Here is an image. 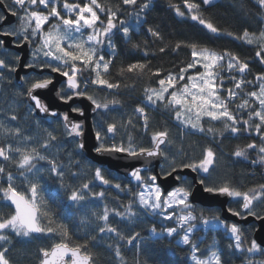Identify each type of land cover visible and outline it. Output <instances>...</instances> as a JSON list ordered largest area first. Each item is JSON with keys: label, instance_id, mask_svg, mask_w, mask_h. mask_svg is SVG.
Returning <instances> with one entry per match:
<instances>
[{"label": "snow or ice", "instance_id": "1", "mask_svg": "<svg viewBox=\"0 0 264 264\" xmlns=\"http://www.w3.org/2000/svg\"><path fill=\"white\" fill-rule=\"evenodd\" d=\"M214 0H182L183 9L180 4L169 3V7L180 17H186L201 25L207 32L220 35L222 29L218 27L211 19L204 16L201 11L202 5H212ZM4 3V0H0ZM260 9L264 10V0H256ZM12 7L4 4V7L17 17L19 23L15 27L4 28L7 17L0 14V36L14 37L12 44L19 47L25 44L34 45L31 51V61L24 64L25 68L50 69L52 73L60 74L64 84L56 92L59 99L65 103L72 101L74 97H86L91 102L92 111L108 110L110 105L120 104L119 100L97 99L89 95L87 87L89 85L103 89H119L121 83L119 80L111 82L107 78L111 57H105V47L112 50L115 54V44L112 42L114 31L120 32L127 40H131V33L134 28L129 26L127 21L121 17L122 6H134L139 11L133 10L127 15L140 21V14L152 7V0H121L120 4L110 5L101 3V0H86V2H69V0H11ZM42 6V9H41ZM243 10V5L241 4ZM47 26V28H46ZM87 30V35H85ZM153 37L163 40L161 33L149 27L147 29ZM229 36H235L248 45H255L254 57L241 59L236 53L224 49L218 51L208 46H202L196 42L187 43L183 41L176 42L175 51L182 45L191 50V60L186 62L183 67L177 71H166L162 68L152 70L149 63L135 61L121 67V75L125 73H134L143 75L147 72L150 76L157 77L156 87L144 89L142 103L133 110L134 116H138L143 122L145 131L149 127V115L147 108H155L163 105L164 108L174 112V119L194 133L202 135H211L215 140L217 135L223 136L224 132L234 135L253 133L259 138L246 143L243 146L237 145L232 156L237 158H249V150L256 152V159H252L253 165H264V71L257 72L253 79H246V75L251 71L250 64L257 60L264 65V28L257 32H250L244 28L241 35L236 36L232 32L226 33ZM5 46V40L0 39V47ZM133 48H140L139 44H133ZM166 46L160 47L158 51L164 53ZM145 55L147 51L145 50ZM20 56H15L13 63L0 59V70L7 69L9 72H16L19 67ZM175 67V66H174ZM164 73L161 76V73ZM191 72V74H189ZM85 73L88 76L83 79L85 88L81 90V77ZM227 73V75H225ZM3 72L0 71V77ZM25 83L28 79L21 77ZM229 87H225V83ZM52 77L35 78L29 83L23 95L33 102L32 111H38L53 117L62 118L64 128L70 137H80L82 135V124L73 122L69 119L68 113H57L50 111L48 105L41 98L34 94L36 90L48 89L53 85ZM127 87V85H124ZM251 87L254 90H246ZM71 92V94H67ZM63 93V94H62ZM239 100V103L237 101ZM234 105L235 107H231ZM73 113L84 115L83 109L74 107ZM247 118H245V114ZM11 121H16L17 116L12 114ZM204 121L209 122L205 127ZM211 122H221L223 127L217 129L211 126ZM127 126L134 127L133 116H129L125 122ZM118 125L108 123L105 131L109 134H115ZM0 133L6 138L11 137L12 142L0 144V176L5 177V186H0V200L10 203L14 211L7 217H0V241L10 242L9 237L3 235L5 230H10L17 237H29L34 233H59L61 240L53 244L50 248H41L40 264H95L93 253L88 251L89 241L86 239L83 243H71L68 226L64 223H57L54 214L50 209L48 200L42 195V184L44 174L53 179H58L63 187V178L65 171L62 164L47 153L57 137L51 132L47 133V138L42 144H36L32 137L25 134L21 127H7L0 121ZM97 141H103L102 131L95 132ZM171 143L169 133L165 130L152 132L150 137V146L143 147L137 145L133 138L129 136L127 143L121 141L119 144L112 143L106 145L101 142L94 149L96 153H122L127 157L142 160L141 166L133 168L129 175L139 182L140 191L134 194L138 201L141 211L160 216L163 220L174 221L175 226L166 227L157 232L155 226L151 232L157 236L166 233L171 237L174 234L180 236V243L191 246V259L195 264H229L223 253L212 245L208 250L206 258L197 255L200 248L192 242L191 235L197 220L194 215L193 206L189 203V197L192 195L191 185L179 186L165 191L156 183L158 176L173 177L176 181H181L179 175L173 176L178 170L190 169L197 176H202L196 182L205 185V181L210 179L212 171L217 164V153L211 146H206L202 150L201 157L190 162L176 163L175 157L172 158L167 169L161 167L160 173H150L147 181L141 175L142 172L149 171L152 163L151 158L163 157L168 160L166 147ZM83 148V143L78 145ZM182 151V150H181ZM45 162L48 167L39 166V162ZM8 166H15L18 175H14L8 170ZM75 176L76 173H73ZM94 177L103 185L113 186L112 182L105 177L100 167L95 169ZM20 179L26 184L25 191H19L15 181ZM186 183V182H185ZM116 189H121V184L114 185ZM93 198H102L104 193L91 192L89 183H83L80 188L70 189L67 199L73 204H81L86 200L85 192ZM204 191L207 193L219 194L230 197L239 203L240 210L228 208V211L237 217L248 216L264 220L254 211L255 203L264 201V184H259L248 190L241 191L234 187L229 180H224L220 184L205 185ZM53 202L55 198L53 197ZM179 208L177 214L175 209ZM114 213L121 219H130L138 213L134 212L132 205L126 206L125 211L118 209H109L104 207L102 215L95 212L92 216L99 221L104 222V226L99 227L100 233H113L120 236L117 228L108 224L109 214ZM201 222L205 226H221L229 234L233 241L228 245L229 249L241 253L264 254L261 244L256 239H251L250 245L244 247L247 239L245 231L236 223L227 224L221 221L218 216L211 217L200 214ZM46 220L47 223H42ZM86 221H82L85 223ZM215 222V223H213ZM54 225V226H53ZM139 234L128 238L131 243ZM90 239H95L91 237ZM109 247H112L109 245ZM8 249H0V264H12L7 256ZM115 255H121L119 246L115 247ZM247 264H264V261L254 262L249 259Z\"/></svg>", "mask_w": 264, "mask_h": 264}, {"label": "trees", "instance_id": "2", "mask_svg": "<svg viewBox=\"0 0 264 264\" xmlns=\"http://www.w3.org/2000/svg\"><path fill=\"white\" fill-rule=\"evenodd\" d=\"M69 2H76V0H69ZM79 2L83 3L86 0H79ZM138 2H142V0H138ZM170 2L180 4L182 10H184L182 0H152V7L140 14V21H136L127 15L128 12L133 10L139 11L138 8L122 6L121 17L127 21L129 26L134 28L131 33V40H127L120 32L114 31L112 42L116 46L115 54L113 55L112 50L107 47L104 50L106 59L109 57L112 59L107 78L111 82L119 80L121 88L101 90L98 87L89 85L87 87L88 94L101 100H119L120 104L110 105L109 107L117 109L118 113L123 116V122H126L129 116H133L134 127L125 124V144L131 136L137 145L149 147L152 132L166 129L171 143L165 149L168 160L165 161L164 159L161 167L167 169L173 157H175L177 164L182 161L197 160L201 157L203 148L211 146L216 151L218 159L215 170L212 171L210 179L205 181V185L220 184L224 180H229L234 187L245 191L259 184H264V165H253L251 163L252 159H256L255 151L249 150L247 160L231 155L237 145L243 146L251 142L252 139H256L257 144H259L260 140L254 133L251 136L247 134L237 136L224 132L223 136L217 135L213 140L211 135L194 133L184 128L180 122L174 119V114L164 108L163 105L146 109L149 115L147 131L144 130L140 118L134 116L133 110L135 107L138 104L144 106L142 103L144 89L156 87L158 78L150 76L147 72L143 75L134 73L121 75L119 72L121 67H126L127 64L135 61H141L149 63L153 71L157 68H162L165 72L177 71L179 67H183L186 62L191 60V50L189 48L182 45L179 49L172 50L178 41H183L185 44L196 42L218 51L227 49L239 55L241 59L254 57L255 45H248L244 41L236 39L235 36H229L226 33L232 32L238 36L242 34L244 28H247L250 32H257L258 34L259 30L264 28V10L259 8L256 0H215L212 5H202L201 11L204 16L211 19L222 29L220 35L207 32L201 25L189 18L177 16L175 11L169 7ZM4 3L8 7H12L11 0H4ZM101 3L117 5L121 3V0H101ZM0 14L4 15L3 10H0ZM18 23L17 19L16 23L10 26L14 27ZM149 27L158 30L163 40L153 37L147 31ZM133 44H139L140 48H133ZM166 45L165 52L160 53L158 49ZM31 47H34V45ZM145 50L147 55H145ZM15 56L17 54L14 50L0 47V59L13 63ZM250 68L251 71L246 75V79H253L257 72L264 71V65H261L257 60L252 61ZM2 72L3 76L0 77V121L7 127H21L26 135L33 138L36 144H39L40 140L46 139L44 128H47V132L52 131L57 137L52 147H60L58 148L61 159H58L57 163L62 164L65 171L64 186H61L58 179H53L46 174L42 180V191L44 198L48 200L56 222H62L68 226L71 236L70 242L73 244L83 243L87 239L89 241L88 251L93 253L95 264H192L191 246L182 245L178 241L181 232H179V235L174 234L171 237L165 234L155 237L151 235L153 226L159 232L165 226L171 227L175 224L172 221H167L164 224L157 216H152L150 213L140 210L138 201L134 197V194L140 190L138 182L106 167H100L85 157L78 147V139L68 136L61 121L40 119L37 120L40 123L36 124L33 112H31L28 119H24L25 113L23 110L28 109L29 106L25 99L26 95L22 93L26 92L33 77L39 78V76H27L29 83L24 81L23 85L18 86L14 78V72H9L7 69ZM163 75L162 72L161 76ZM87 76L88 73H85L84 77ZM124 85H127V87H124ZM228 85L230 84L226 82L225 87H229ZM81 86L84 87L83 82H81ZM246 90L254 89L249 87ZM67 94L70 95V92ZM231 107L234 108L235 106L231 105ZM12 114L17 116L16 121L10 120ZM101 114L102 110L98 112L95 120H99ZM244 115L247 118L246 113ZM204 123L205 127L209 126V122L204 121ZM211 126L217 129L223 127L221 122H211ZM109 139L114 140L115 138L111 136ZM11 141V138L7 139L0 133V144ZM97 167L102 169L103 174L112 182L113 186L103 185L95 179L94 173ZM8 170L17 175L15 166H8ZM73 173H76V175L74 176ZM150 173L155 174L154 170L151 169L148 172H142L141 175L147 179ZM199 178H202V176H199ZM185 182H189L188 184L191 185L192 189V180H184L181 185H185ZM83 183H89L91 192L102 191L104 196L93 198L86 191L84 193L86 200L81 204H73L67 199L70 189L80 188ZM116 183L121 184V189L114 187ZM0 186H5V177L0 176ZM53 197L55 198L54 202ZM129 204L132 205L133 211L138 213L136 216L130 219H121L114 213L110 212L109 214L108 224L117 228L121 234L119 237L113 233L99 232V227L104 226V222L93 217V212L102 215L105 206L109 209L115 208L125 211L126 206ZM194 207L197 210V215L203 213L207 217L213 215L220 217L218 208L199 205ZM229 207L240 210L239 203L234 199L229 203ZM13 211L14 209L8 202L0 200V217H7ZM254 211L261 216L264 215V201L256 202ZM82 221L86 222L82 223ZM42 223L46 224L47 221L44 220ZM226 223L229 224L228 221ZM239 227L246 230L244 234L247 239L244 245L249 246L251 239H254L257 224L251 222L248 225ZM137 233L139 235L136 239L128 243V238L135 236ZM4 235L9 237L10 242H0V249H8L7 256L12 264H40L42 258L40 249L50 248L61 240L59 233H40L38 235L32 234L29 237H17L8 230L4 232ZM91 237H95V239H90ZM191 239L200 248V252L197 254L201 257H206L208 250L216 243L218 250L223 253L229 264H245L250 258L245 253L228 248V245L233 241L221 227L205 230L203 226H198ZM109 245L112 247H109ZM116 245L120 249L121 255L119 257L115 255Z\"/></svg>", "mask_w": 264, "mask_h": 264}, {"label": "water", "instance_id": "3", "mask_svg": "<svg viewBox=\"0 0 264 264\" xmlns=\"http://www.w3.org/2000/svg\"><path fill=\"white\" fill-rule=\"evenodd\" d=\"M5 3H0V10H3L4 15L7 17V22L3 25V27L10 26L16 23L17 17L11 15L10 12L4 7ZM0 39L5 40V49L15 50L19 53L20 61L19 67L17 71L14 72L15 81L18 85H22L24 80H21V77H24L25 74H28L31 71H35L38 73L43 72H51L50 69L40 68H25L24 64L28 63L31 52V45L25 44L22 46H15L12 44V40L14 37H3L0 36ZM3 70V69H2ZM65 80L60 74L53 73V85H50L48 89L36 90L34 94L38 95L41 100L46 103L50 109V111H56L57 113H68L69 119L76 123L82 124V135L80 137H76L78 139V145L83 143L84 147L79 148L80 151L83 152L85 157L92 160L96 164L102 167H106L112 171L117 172L125 176L126 178L131 179L132 177L129 175V172L137 167L141 166L142 160H136L130 157H127L122 153H96L94 149L100 145V141L96 140L95 132V122L94 119L97 116L98 112L92 111V105L86 97H74L72 101L67 103L61 101L59 97L56 95V92L60 89V84ZM27 102L33 106V102H31L27 96L25 97ZM75 105H79L81 109H83L84 115L81 116L79 113H73L71 111ZM36 115L40 118L53 117L51 115H46L44 113H39L35 111ZM55 116L53 118H57ZM152 163L149 167V170L153 169L155 173H160V167L163 164V157H154L151 158ZM179 175L182 179L190 178L192 180V195L190 196V200L195 205H201L205 207H219L221 210V217L225 221H231L236 223L237 225H248L251 222H255L257 227L254 232V239L257 240L258 243L264 247V220L256 219L255 217H237L228 211L229 203L232 198L222 196L214 193H207L204 191L205 185H200L196 181L199 179L196 173H193L190 169H184L182 171L178 170L173 176ZM181 179V181H182ZM181 181H176L173 177L158 176L157 182L160 187L165 191L172 190L175 187H178L181 184ZM10 205V203H9ZM11 206V205H10ZM13 208V206H11ZM14 209V208H13ZM264 216V215H262ZM40 233H34V235H38Z\"/></svg>", "mask_w": 264, "mask_h": 264}, {"label": "rangeland", "instance_id": "4", "mask_svg": "<svg viewBox=\"0 0 264 264\" xmlns=\"http://www.w3.org/2000/svg\"><path fill=\"white\" fill-rule=\"evenodd\" d=\"M215 1V0H214ZM15 27V26H14ZM85 35H87V30H85ZM32 49H33V47H32ZM191 74V73H190ZM84 78H86V77H81V82H83V79ZM84 84V83H83ZM228 86H230V85H228ZM227 88V87H226ZM237 103H239V100L237 101ZM29 106V108L28 109H24L23 111H24V113H25V115H24V119H28L29 118V116H30V114H31V112H34V111H32V107L30 106V105H28ZM151 108V107H150ZM170 111V110H169ZM171 113H173L174 114V112H172L171 111ZM36 119L34 120V122L36 123V124H39L40 122H38L37 120H40L39 118H37V117H35ZM125 121V120H124ZM113 122H115L117 125H118V128H117V131H116V133L115 134H112V136L115 138L114 140H111V139H109V135H108V133L105 131V129H106V126H107V124L108 123H113ZM179 122V121H178ZM125 122H123V116L121 115V114H119L118 113V111H117V109H114L113 107H109V109L108 110H102V114H101V116H100V119L98 120H95V127H96V131L97 130H100V131H102V134H103V141H100V143L101 142H103V143H105L106 145H110V144H112V143H117V144H119L121 141H123L124 143L126 142V139H125V130H126V126H125ZM44 130V134H45V136H46V138H47V133L48 132H51L52 133V131H48L47 132V128H44L43 129ZM53 134V133H52ZM54 135V134H53ZM5 137V136H4ZM9 138H11V137H7V139H9ZM12 139V138H11ZM41 142L39 143V144H42L43 142L42 141H44V140H40ZM12 142V141H11ZM7 143H9V142H7ZM59 146H55V147H50V149L48 150V152L47 153H44V154H47V155H50L52 158H54V159H56V160H58V159H61V154H60V152H59V148H58ZM39 166H43V167H45V168H47L48 167V165L45 163V162H43V161H41V162H39ZM16 173H17V170H16ZM17 175H18V173H17ZM44 175H46V174H44ZM134 181L135 182H137L135 179H134ZM145 181H147V179H145ZM139 183V182H138ZM156 183H157V181H156ZM189 183V182H188ZM188 183H186L185 185H183V186H188L189 184ZM41 184H42V181H41ZM158 184V183H157ZM43 185V184H42ZM159 185V184H158ZM16 186L18 187V190L19 191H25L26 190V187H27V185L26 184H23L22 183V181L20 180V179H17L16 180ZM160 186V185H159ZM179 186H182V185H179ZM178 186V187H179ZM174 189V188H173ZM141 190V189H140ZM139 190V191H140ZM138 191V192H139ZM41 195L44 197V194H43V191L41 192ZM189 203L194 207V205L191 203V201H190V197H189ZM175 211L177 212V214H179L180 213V209L179 208H177V209H175ZM196 209H195V207H194V215H196L197 216V220H199V222H197V220L196 221H194L193 223H195V225H196V228H195V230H194V232L192 233V235L196 232V229L198 228V226H203V228L205 229V230H207V229H213L214 227H212L211 225H209V226H205L202 222H201V218H200V215H197V213H196ZM151 214V213H150ZM152 215V214H151ZM152 216H156V215H152ZM161 221H162V223H164V224H166V220H163L160 216H157ZM219 219L221 220V221H224L221 217H219ZM174 224H175V222L174 221H172ZM224 222H226V221H224ZM213 223H215V222H213ZM229 224H232L231 222H229ZM173 226H175V225H173ZM172 227V226H171ZM219 227H221V226H217V227H215V228H219ZM164 228H166V226L164 227ZM222 229H223V227H221ZM5 231H8V230H5ZM4 231V232H5ZM4 232L2 233L3 235H4ZM158 232V231H157ZM161 231H159L158 233H160ZM181 232V236L184 234L183 233V231H180ZM166 235V233H162V234H160V235ZM151 235L152 236H157V235H155V234H153L152 232H151ZM192 235H191V237H192ZM178 241H180V238H179V240ZM0 242H4V241H0ZM180 243V242H179ZM182 244V243H181ZM182 245H184V244H182ZM213 245H215V247H216V249H218V247H217V245H216V243H214ZM244 247L246 248V247H248V246H245L244 245ZM263 249V248H262ZM245 254H247V255H249L250 256V258L249 259H251V260H253L254 262H258V261H264V254H262L261 252H256V253H245ZM198 255V254H197ZM199 256V255H198ZM190 257H191V254H190ZM201 257V256H200ZM207 257V256H206ZM206 257H201V258H206ZM248 259V260H249ZM192 260V259H191ZM247 260V261H248ZM192 264H195V262L192 260ZM245 264H247V262L245 263Z\"/></svg>", "mask_w": 264, "mask_h": 264}, {"label": "flooded vegetation", "instance_id": "5", "mask_svg": "<svg viewBox=\"0 0 264 264\" xmlns=\"http://www.w3.org/2000/svg\"><path fill=\"white\" fill-rule=\"evenodd\" d=\"M8 27H10V26H6V27H4V28H8ZM32 46V45H31ZM3 49H5L4 47H2ZM11 50V49H10ZM15 51V50H14ZM31 51H32V47H31ZM16 52V51H15ZM16 54L19 56V53L18 52H16ZM31 61V52H30V58H29V61H28V63ZM38 68V67H37ZM5 69H3V70H1V71H4ZM30 75H32V77H33V75H37V76H39V78H46V77H52L53 78V73L52 72H43V73H38V72H35V71H31V72H29L28 74H25L24 75V77L26 78L27 76H30ZM15 78V77H14ZM33 79H35V77H33ZM23 84H24V82H23ZM22 84V85H23ZM64 84V81L60 84V88H61V86ZM18 85V84H17ZM18 86H21V85H18ZM70 94H71V92H70ZM32 107V106H31ZM74 107H78V108H80L79 107V105H75ZM34 113H35V111H34ZM36 114V113H35ZM47 120H57V121H61V123H62V125L64 126V124H63V121H62V118L59 116V117H57V118H53V117H47L46 118Z\"/></svg>", "mask_w": 264, "mask_h": 264}]
</instances>
